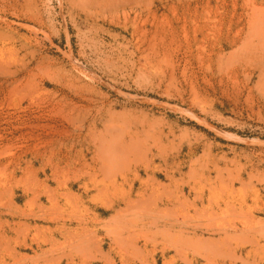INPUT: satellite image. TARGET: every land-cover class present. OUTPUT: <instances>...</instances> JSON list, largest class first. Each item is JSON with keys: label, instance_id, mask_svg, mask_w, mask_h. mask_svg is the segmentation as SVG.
Returning <instances> with one entry per match:
<instances>
[{"label": "rangeland", "instance_id": "374dc122", "mask_svg": "<svg viewBox=\"0 0 264 264\" xmlns=\"http://www.w3.org/2000/svg\"><path fill=\"white\" fill-rule=\"evenodd\" d=\"M0 264H264V0H0Z\"/></svg>", "mask_w": 264, "mask_h": 264}, {"label": "bare ground", "instance_id": "6f19581e", "mask_svg": "<svg viewBox=\"0 0 264 264\" xmlns=\"http://www.w3.org/2000/svg\"><path fill=\"white\" fill-rule=\"evenodd\" d=\"M87 246V245H86Z\"/></svg>", "mask_w": 264, "mask_h": 264}]
</instances>
